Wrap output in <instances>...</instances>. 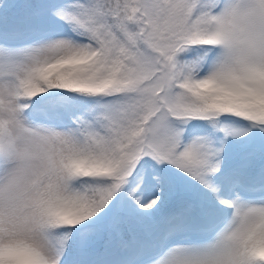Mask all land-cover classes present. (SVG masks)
I'll return each mask as SVG.
<instances>
[{
  "label": "snow or ice",
  "instance_id": "obj_1",
  "mask_svg": "<svg viewBox=\"0 0 264 264\" xmlns=\"http://www.w3.org/2000/svg\"><path fill=\"white\" fill-rule=\"evenodd\" d=\"M0 264H264V0H0Z\"/></svg>",
  "mask_w": 264,
  "mask_h": 264
}]
</instances>
